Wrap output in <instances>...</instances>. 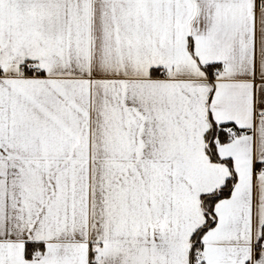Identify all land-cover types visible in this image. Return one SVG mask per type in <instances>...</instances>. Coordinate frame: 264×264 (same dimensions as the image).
<instances>
[{
  "label": "snow or ice",
  "instance_id": "obj_1",
  "mask_svg": "<svg viewBox=\"0 0 264 264\" xmlns=\"http://www.w3.org/2000/svg\"><path fill=\"white\" fill-rule=\"evenodd\" d=\"M0 264H264V0H0Z\"/></svg>",
  "mask_w": 264,
  "mask_h": 264
}]
</instances>
